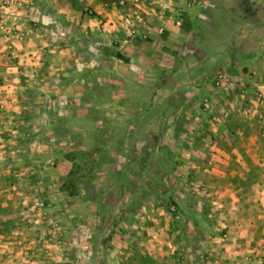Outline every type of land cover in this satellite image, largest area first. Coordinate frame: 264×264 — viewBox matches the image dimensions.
Here are the masks:
<instances>
[{
	"label": "rangeland",
	"instance_id": "rangeland-1",
	"mask_svg": "<svg viewBox=\"0 0 264 264\" xmlns=\"http://www.w3.org/2000/svg\"><path fill=\"white\" fill-rule=\"evenodd\" d=\"M16 1L0 6L16 86L0 95V263L213 264L248 247L264 264L261 0H128L123 36L172 39L130 48L85 0Z\"/></svg>",
	"mask_w": 264,
	"mask_h": 264
},
{
	"label": "crops",
	"instance_id": "crops-1",
	"mask_svg": "<svg viewBox=\"0 0 264 264\" xmlns=\"http://www.w3.org/2000/svg\"><path fill=\"white\" fill-rule=\"evenodd\" d=\"M62 1L64 0H53L54 4L57 6V8H60V3H62ZM69 2V0H67ZM107 1L110 0H85L86 4L89 6H92L93 8H95L96 12H97V16L93 17L91 19V21H88L89 24L95 26L98 24L103 23L104 20H107V22H117L114 23L115 26H118L117 28V32L119 33L118 35V41L121 42V44L124 46V44L128 45L127 47L130 48V44L134 43V39H139L142 40V37L145 38L146 34H149V38L152 39L153 41L159 40L161 38H165V39H169V41H171L172 39L169 37V29L167 28L166 33H163L161 35L159 34H152L153 31L157 30V28L152 27L151 25L145 23L142 25H139V30L138 29H134L132 31H134L135 33L133 34H128L123 36L122 34V30L119 26H123V18L126 16H129V9L125 6H119V5H111L108 8L105 7V4ZM139 2H141V4L138 3V5L141 6H145L146 4V0H138ZM64 3V2H63ZM260 7H256L258 8L257 11V15L261 14L262 17V23L264 22V0L260 1ZM111 7V8H110ZM187 16H190L191 14H194V12L190 9L187 10ZM192 16V15H191ZM189 19H191V17H189ZM120 20H122V22H120ZM117 24V25H116ZM128 28H126L127 30ZM128 31H131V29H128ZM7 38H3L1 36L0 33V95L4 94L6 90V92H8V86L11 88L16 87L15 85H13V81L14 79L12 78V74L11 72L15 71V65H14V60L12 59L14 55L13 51H5V46H4V41ZM148 41V39H145ZM17 43V42H16ZM14 43V45L16 44ZM22 44V43H21ZM24 46L28 47L29 45H27L25 42H23ZM22 44V45H23ZM13 49V47H11ZM6 53V54H4ZM10 54V55H9ZM12 56V57H10ZM264 61V59H263ZM9 79V80H8ZM2 178L0 177V208L8 205V198L6 197V195H3V193L5 192V190H8V188L4 185V183L1 180ZM256 189V187H254L253 185L250 186L248 188L249 191H252ZM245 195H241V197L239 198V200H242L243 203H246L245 200ZM248 202H250V200H247ZM261 204H264V198L260 199ZM257 204H253L252 202L249 203V209L247 210L248 212H253V208L256 207ZM264 213V210L262 211ZM1 213V212H0ZM256 215V214H255ZM261 216L263 223H264V215H258L257 217ZM3 218L0 216V261L2 259V255H5L6 251L5 249L3 250L2 246H4L6 243L3 241V239L5 238V234L7 233H11L13 230H10V228L8 227H4L2 226L1 223H3ZM251 222L253 223V219H250ZM250 222V221H249ZM262 224V223H261ZM254 226V224H251V227ZM264 230V227H263ZM218 252V251H216ZM218 254V253H217ZM220 255L224 256V255H232L233 256V260L235 261H221V259L219 261L214 262L213 264H248L246 259H248L247 257L244 259L245 262L242 260L243 254H253V250L251 248H228V249H223L222 251L219 252ZM234 256L235 259H234ZM240 258V259H238ZM1 264V263H0ZM26 264H32V261H30L29 263L27 262ZM249 264H252L249 262Z\"/></svg>",
	"mask_w": 264,
	"mask_h": 264
},
{
	"label": "built area",
	"instance_id": "built-area-1",
	"mask_svg": "<svg viewBox=\"0 0 264 264\" xmlns=\"http://www.w3.org/2000/svg\"><path fill=\"white\" fill-rule=\"evenodd\" d=\"M115 4L120 5V6H125L129 1L128 0H113ZM135 2H137L138 4V0H134ZM18 4L20 5L21 2L20 1H16V0H0V6H7V5H11L12 3ZM110 1H107L105 4V7L108 8L110 6Z\"/></svg>",
	"mask_w": 264,
	"mask_h": 264
},
{
	"label": "trees",
	"instance_id": "trees-1",
	"mask_svg": "<svg viewBox=\"0 0 264 264\" xmlns=\"http://www.w3.org/2000/svg\"><path fill=\"white\" fill-rule=\"evenodd\" d=\"M71 2L73 3V0H71ZM73 4H74V3H73ZM117 59L121 60V58H120V57H118V55H117Z\"/></svg>",
	"mask_w": 264,
	"mask_h": 264
}]
</instances>
